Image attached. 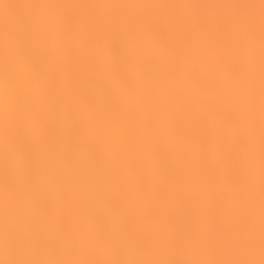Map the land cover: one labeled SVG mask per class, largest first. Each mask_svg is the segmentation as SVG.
<instances>
[{
  "label": "snow or ice",
  "instance_id": "6c2138e0",
  "mask_svg": "<svg viewBox=\"0 0 264 264\" xmlns=\"http://www.w3.org/2000/svg\"><path fill=\"white\" fill-rule=\"evenodd\" d=\"M2 264H264V0H0Z\"/></svg>",
  "mask_w": 264,
  "mask_h": 264
},
{
  "label": "clouds",
  "instance_id": "9594fccd",
  "mask_svg": "<svg viewBox=\"0 0 264 264\" xmlns=\"http://www.w3.org/2000/svg\"><path fill=\"white\" fill-rule=\"evenodd\" d=\"M4 87H5L4 81L0 80V91H2ZM2 252H3V246H2V241H0V255H2ZM0 264H2V260H0Z\"/></svg>",
  "mask_w": 264,
  "mask_h": 264
}]
</instances>
